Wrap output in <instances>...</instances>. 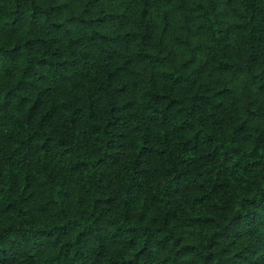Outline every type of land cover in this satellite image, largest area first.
Wrapping results in <instances>:
<instances>
[{"label":"trees","instance_id":"obj_1","mask_svg":"<svg viewBox=\"0 0 264 264\" xmlns=\"http://www.w3.org/2000/svg\"><path fill=\"white\" fill-rule=\"evenodd\" d=\"M0 264H264V0H0Z\"/></svg>","mask_w":264,"mask_h":264}]
</instances>
